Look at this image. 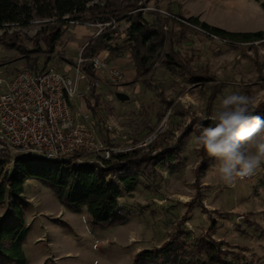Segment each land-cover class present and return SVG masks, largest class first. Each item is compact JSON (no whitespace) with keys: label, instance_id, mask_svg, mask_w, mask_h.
<instances>
[{"label":"rangeland","instance_id":"374dc122","mask_svg":"<svg viewBox=\"0 0 264 264\" xmlns=\"http://www.w3.org/2000/svg\"><path fill=\"white\" fill-rule=\"evenodd\" d=\"M263 3L151 0L146 5L174 13L184 8L187 13L199 11L200 18L210 24L244 31L264 28ZM148 11L145 9V17L152 20L154 15ZM46 20L36 17L27 25L16 24L8 29L9 33L15 32L25 52L0 41V77L9 78L22 68L35 66L75 76L83 46L102 27L95 25L99 22L84 20L68 25L54 55L45 61L46 45L40 42V51L34 42L40 38L38 31ZM116 24L115 41L121 44L129 22ZM189 37L176 49L182 57L190 58L194 70L213 79L193 81L158 59L148 73L152 82L148 83L136 75L128 48L119 54L100 52H107V62L124 72L123 81L96 74L94 78L100 82L92 92L91 78H79L82 93L74 99L77 110L91 114L96 137L104 145L126 148L148 141L143 146L147 151L150 146L174 143L184 130L188 136L178 162L160 164L150 173L141 171L138 185L120 197L125 220L119 224L92 225L86 207L70 210L47 184L28 178L23 192L29 228L23 244L27 264H132L135 253L161 244L177 226H181L190 244L199 235L211 232L210 236L222 242V249L235 253L227 257L233 264H264V162L248 178L226 184L213 167L215 158L208 156L203 161L194 142L199 125H205L203 121L224 96L245 94L251 98V107L264 100V41L233 44L200 32ZM33 55H38L35 65L31 62ZM213 90L217 94L211 102L208 98ZM118 92L128 98L120 99ZM176 108L178 113L174 112ZM1 166L0 162L2 172L13 170L11 164L3 169ZM14 199L7 190L0 201V223Z\"/></svg>","mask_w":264,"mask_h":264},{"label":"trees","instance_id":"16d2710c","mask_svg":"<svg viewBox=\"0 0 264 264\" xmlns=\"http://www.w3.org/2000/svg\"><path fill=\"white\" fill-rule=\"evenodd\" d=\"M149 1L151 0H0V30H3L0 41L2 45L25 52L15 32L9 33L8 29L16 24L27 25L36 17L47 19L38 31L40 38L34 44L40 51L42 49L39 43L46 45L44 51L47 53L44 52V57L48 61L72 20L100 24L126 20L129 22V31L121 44L115 41L116 29L112 27V23L104 26L83 46L81 56L92 57L102 50L119 54L121 50L128 48L136 75L148 83H152L148 73L158 59L170 70L181 71L193 81L213 79L211 75L194 70L190 58L182 57L176 49L177 45L189 40V34L200 31L191 24L163 15L158 10H149L148 13L154 17L148 20L144 7ZM171 13L200 26L206 35L229 43L253 44L264 41V29L232 31L209 24L198 16H185L180 11ZM37 59L38 55H33L32 64L35 65ZM83 69L92 78L95 76L91 64H83ZM90 86L93 92L95 85L92 83ZM216 94L213 90L209 94V101L212 102ZM251 108L255 110L254 114L264 116V100ZM174 112L178 113L179 109L176 108ZM203 123L208 125L211 121L205 119ZM187 134L188 131L184 130L174 143L150 146L147 151L143 146L118 151L109 159H104V165L71 163L65 159L49 160L34 152L17 157L11 172H2L0 169V201L4 200L7 190L15 197L9 203V210L0 223V264H27L23 244L29 228L25 223L26 199L23 192L24 182L28 178H36L47 184L57 193L58 199L66 208L81 211L86 207L92 225L119 224L125 220L119 207L120 197L138 185L141 171L150 173L160 164L172 165L178 162ZM158 146H161L160 150L153 153ZM198 149L204 161L208 154ZM1 167L3 169V164ZM184 218L185 215L179 224L184 222ZM210 235L211 232L201 234L190 244L181 226H177L161 244L135 253L132 264H233L227 257L235 253L222 249V242Z\"/></svg>","mask_w":264,"mask_h":264},{"label":"built area","instance_id":"2783aa9c","mask_svg":"<svg viewBox=\"0 0 264 264\" xmlns=\"http://www.w3.org/2000/svg\"><path fill=\"white\" fill-rule=\"evenodd\" d=\"M144 9L158 10L163 15L181 19L205 34L200 26L171 12L147 5ZM71 23H78V20ZM110 24L117 29L115 21L95 25L103 28ZM128 31L129 26L126 35ZM107 54L80 55L75 76L72 77L52 68L30 67L22 68L9 78L0 77V161L3 166L13 165L17 157L29 152H37L49 160L104 165V159H109L114 153L148 143L144 141L126 148L104 145L96 137L91 114L77 110L74 99L82 93L78 87L79 78L90 77L89 84L94 85L100 82L83 69V64H91L95 75L116 82L124 80V72L107 62Z\"/></svg>","mask_w":264,"mask_h":264},{"label":"clouds","instance_id":"9594fccd","mask_svg":"<svg viewBox=\"0 0 264 264\" xmlns=\"http://www.w3.org/2000/svg\"><path fill=\"white\" fill-rule=\"evenodd\" d=\"M251 98L232 93L224 96L218 108L201 124L194 142L208 156L219 178L232 184L252 175L264 162V116L254 114Z\"/></svg>","mask_w":264,"mask_h":264},{"label":"crops","instance_id":"0c3cea01","mask_svg":"<svg viewBox=\"0 0 264 264\" xmlns=\"http://www.w3.org/2000/svg\"><path fill=\"white\" fill-rule=\"evenodd\" d=\"M185 9L186 8H184L183 10L184 11H180L182 14H184L185 16H198L199 17V19L200 20H203V21H206V20H204V19H201L200 18V16H199V14H200V12L199 11H197V12H195V13H187V12H185ZM207 22V21H206ZM210 24V23H209ZM213 25V24H212ZM215 26H217V25H215ZM220 27V26H219ZM223 28V27H222ZM225 29H227V28H225ZM246 29V28H245ZM262 29H264V28H262ZM228 30H230V29H228ZM258 30V29H257ZM232 31H238V30H232ZM240 31H242V30H240ZM244 31H254V30H251L250 28H248L247 30H244ZM134 63V62H133ZM135 72H136V70H135Z\"/></svg>","mask_w":264,"mask_h":264},{"label":"water","instance_id":"95a60500","mask_svg":"<svg viewBox=\"0 0 264 264\" xmlns=\"http://www.w3.org/2000/svg\"><path fill=\"white\" fill-rule=\"evenodd\" d=\"M117 97H119L120 99H127L128 98V95L123 93V92H118V95ZM30 153V152H29ZM35 153V152H34ZM37 153V152H36ZM35 153V154H36Z\"/></svg>","mask_w":264,"mask_h":264}]
</instances>
